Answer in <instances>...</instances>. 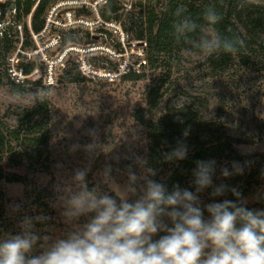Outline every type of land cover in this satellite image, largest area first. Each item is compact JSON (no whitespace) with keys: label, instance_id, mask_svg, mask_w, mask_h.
<instances>
[{"label":"rangeland","instance_id":"374dc122","mask_svg":"<svg viewBox=\"0 0 264 264\" xmlns=\"http://www.w3.org/2000/svg\"><path fill=\"white\" fill-rule=\"evenodd\" d=\"M121 1L129 9L136 0ZM100 7V19L88 8L76 9L75 14L85 18L89 25L79 23L68 28H52L51 34L57 33L63 37L60 46L51 50L53 58L64 49V35H68L72 41L66 44V48H73L64 58V62L54 67V85L40 82L29 85V90L15 88L3 74L5 60L3 55L0 57V120L15 124L20 110L32 106L29 93L43 90L47 93L45 98L50 100L52 135L49 169L40 171L26 167H8L9 170L26 175L28 184H0L6 201L5 215L1 220L0 242L11 236L21 235V225L25 218L32 219L34 233L51 238L49 243L56 238H62L71 226L64 221V209L59 198L64 194V188L71 184L77 170L90 168L86 176L88 189H97L99 194H108L114 198L115 193L103 182L101 174L105 167L111 166V175L120 184L126 182V170L129 166L137 173L141 171L136 164V158L145 159L147 130L136 121L134 114L138 108L146 106L148 87L160 77L162 69H154L144 64V44L136 41L128 24L129 29L115 21L104 22L100 16ZM62 17L63 12L59 14V18ZM122 22L127 23L126 16L122 17ZM87 34L92 38L89 39ZM89 41L92 43L89 44ZM80 56L95 70L104 72V75L85 76L81 70L82 74H79L74 62L78 65L77 59ZM65 61H68L66 66ZM168 64L173 72L172 80L177 86L175 92L169 90V95L166 96L171 105L181 106L188 103V94L205 97L206 94L215 92L210 88L211 80L204 77L202 54L183 51L179 59L176 58ZM64 69L70 70V73L65 75ZM125 70L141 71L145 77L126 80L121 75ZM259 75L261 73H251L250 70L235 65L228 77L216 84V90L222 91L227 97L226 109L221 115L225 125L233 128L235 126L238 133L252 142L240 145L241 149L253 154L260 153L256 155V168L259 171L254 194L248 199L251 205L256 203L259 196L264 195V145L261 140H264V132L261 133L252 121L254 116L264 122V88L261 93H257L255 83L248 85L249 79L253 81L254 78H260ZM42 76L43 72L36 78L42 79ZM216 104L217 98L211 97L208 103L206 101L204 110L208 116L215 115ZM240 111L246 113L244 123L248 122L249 125L240 126ZM91 144H96L97 147L90 153L85 146ZM74 146L78 147L72 150ZM33 187L48 188V197L34 203L31 195ZM137 198L138 196H130L129 202L132 203ZM93 215L94 213L82 216L78 223H86ZM38 217L45 219L37 220ZM165 220L171 226V222L166 218ZM165 234L160 232L153 240H158ZM38 252L39 246L34 254Z\"/></svg>","mask_w":264,"mask_h":264},{"label":"trees","instance_id":"16d2710c","mask_svg":"<svg viewBox=\"0 0 264 264\" xmlns=\"http://www.w3.org/2000/svg\"><path fill=\"white\" fill-rule=\"evenodd\" d=\"M55 1L17 0L24 16H27L36 5L31 19L35 31H40L44 27L48 8ZM181 5L187 9L185 15L191 17L198 28L189 34L188 39L178 41L174 35L173 24L177 20L174 13ZM208 7H214L222 17L211 30L223 37L243 41V46L237 45L236 54L220 52L205 55L195 47L194 42L210 30L203 19V14ZM100 16L104 22L115 21L127 29H129L128 24L135 34L136 41L144 44L145 54L142 59L145 61L144 64L154 69H162L160 77L148 87L146 106L138 108L134 114L136 121L147 130L145 159L147 166L156 171L153 179L163 183L169 194L177 185L182 190L195 192L194 171L197 162L215 161L213 186L198 194L202 209L209 203L224 200L236 201L231 191L223 196H211L213 188L223 184L240 192L241 198L246 201L244 206L248 210H264V195L259 196L253 205L248 201L254 194L256 176L259 171L256 166V155L260 153L253 154L240 148V145L252 142L238 133L235 126L234 130L232 126L225 125L221 115L226 109L227 97L222 91L216 90L217 82L226 79L231 69L237 65L244 70H250L251 73H261L260 78H254L253 81L249 79L248 85L255 83L256 92H262L264 88V0H136L129 9L123 6L121 0H107L100 7ZM123 16H126L127 23L122 22ZM87 36L89 39L92 38L89 34ZM69 39L68 35L66 37L64 35V44L72 42ZM10 46L9 41L0 39V53H3L0 57L3 55L4 60ZM183 51L203 55L204 77L211 80L210 88L215 92L206 94L205 97L188 94V103L175 106L170 104L168 97L166 98L169 90L175 92L177 89L168 63L176 58L179 59ZM140 65L142 66V63ZM74 67L79 74H82L75 62ZM64 70L65 75L70 73V70ZM3 74L7 77L4 68ZM121 75L126 80L145 77V74L137 70H125ZM7 78L15 88L29 90L28 86L17 84L9 77ZM211 97L217 98V104L215 115L208 116L204 108L206 101L208 103ZM230 99L233 100L232 95ZM20 111L13 125L0 120V184L2 182L28 184L26 175L9 170L8 167H26L31 170L46 171L51 162L50 100L44 97L42 102H37ZM240 114V126L249 125L248 122L244 123L246 113L240 111ZM252 121L263 133L264 122L254 116ZM261 140L264 145V140ZM178 143L186 145V158L179 161H165L164 154L175 149ZM234 163L242 167L241 174L234 173ZM224 168L233 174L224 177L222 175ZM47 190L48 188L45 187H33L31 195L34 197V203L44 201L48 197ZM5 203V192L0 186V233L2 232L1 220L6 211ZM203 214L205 219L209 218L206 210ZM237 226L239 227V224Z\"/></svg>","mask_w":264,"mask_h":264},{"label":"clouds","instance_id":"9594fccd","mask_svg":"<svg viewBox=\"0 0 264 264\" xmlns=\"http://www.w3.org/2000/svg\"><path fill=\"white\" fill-rule=\"evenodd\" d=\"M186 11L181 5L174 13L177 20L173 28L178 41L188 39L198 28L185 15ZM221 18L214 7H208L203 14L210 30L194 43L205 55L236 54L237 45L243 46L242 40L223 37L211 30ZM46 95L43 90L29 93L32 106L42 102ZM96 147V144L85 146L90 153ZM186 156L187 147L182 143L164 154L167 162ZM136 164L141 171L137 173L129 166L124 184L112 177L110 165L105 167L101 174L103 182L115 193V198L88 189L86 176L90 168L77 170L59 198L64 209L62 216L70 230L49 243L51 238L34 233L32 219L25 218L21 235L0 242V264H264V210H248L240 192L223 184L214 187L211 196L231 191L236 201L224 200L201 207L198 194L213 186L215 161L197 162L195 192L177 185L170 194L163 183L153 179L156 171L147 166L146 159L137 157ZM233 170L235 174L243 171L235 163ZM232 174L227 168L222 169L224 177ZM130 196L138 198L130 203ZM204 210L208 219L204 218ZM93 213L86 223H78L82 216ZM160 232L166 234L154 241L153 237ZM37 246L39 252L34 254Z\"/></svg>","mask_w":264,"mask_h":264},{"label":"built area","instance_id":"2783aa9c","mask_svg":"<svg viewBox=\"0 0 264 264\" xmlns=\"http://www.w3.org/2000/svg\"><path fill=\"white\" fill-rule=\"evenodd\" d=\"M39 1V0H38ZM107 0H56L46 14L44 27L35 31L32 27V11L24 16L17 0H0V39L11 43L5 57L4 72L13 82L29 86L43 82L45 85H54L56 76L54 67L64 62V58L73 48H63L56 58L51 55L55 46L63 42L61 34H51L52 28H68L73 24L90 23L82 16L75 14L76 9L88 8L99 17L98 7ZM129 1V0H127ZM63 12V17L59 14ZM108 23V22H107ZM46 38V39H45ZM68 62V61H67ZM65 61V66L67 64ZM80 70L86 75H104V72L95 70L80 56L77 59ZM44 66V68H43ZM42 79L36 77L41 75Z\"/></svg>","mask_w":264,"mask_h":264}]
</instances>
